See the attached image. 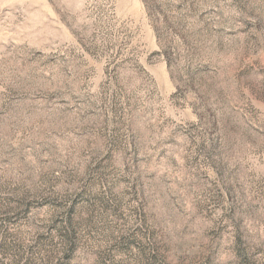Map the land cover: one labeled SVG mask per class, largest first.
Returning <instances> with one entry per match:
<instances>
[{
  "label": "rangeland",
  "instance_id": "obj_1",
  "mask_svg": "<svg viewBox=\"0 0 264 264\" xmlns=\"http://www.w3.org/2000/svg\"><path fill=\"white\" fill-rule=\"evenodd\" d=\"M0 264H264V0H0Z\"/></svg>",
  "mask_w": 264,
  "mask_h": 264
}]
</instances>
